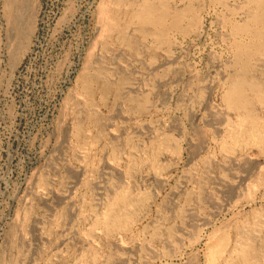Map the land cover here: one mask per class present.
<instances>
[{"label":"rangeland","instance_id":"1","mask_svg":"<svg viewBox=\"0 0 264 264\" xmlns=\"http://www.w3.org/2000/svg\"><path fill=\"white\" fill-rule=\"evenodd\" d=\"M263 99L253 0H0V264H264Z\"/></svg>","mask_w":264,"mask_h":264},{"label":"bare ground","instance_id":"2","mask_svg":"<svg viewBox=\"0 0 264 264\" xmlns=\"http://www.w3.org/2000/svg\"><path fill=\"white\" fill-rule=\"evenodd\" d=\"M256 2V4H258V6H260L263 10H264V0H253V2ZM144 5V4H143ZM257 6V5H256ZM164 8L163 5L161 4V9ZM188 10V8H186ZM140 11H143L145 12V16L143 17V21L144 22H149V23H152L154 26L156 27H160L162 25V18L164 17V12L163 11H160V12H156V9L154 6H152L149 2L142 7V9ZM155 11V13H154ZM182 11V10H181ZM167 12V11H166ZM140 14H143L142 12H139L138 13V16H140ZM184 14V13H183ZM263 14V13H262ZM170 15V14H169ZM180 16V15H179ZM254 19H258L257 16H253ZM179 18V17H178ZM173 20V19H171ZM179 20V19H176V21ZM175 22V20H174ZM157 31V30H156ZM263 46V45H262ZM261 49V48H260ZM248 50V49H247ZM242 54L244 55H248V53L246 51H241ZM241 55V54H240ZM243 56V55H242ZM243 58V57H242ZM250 59V58H249ZM238 61L237 64L241 63L240 68H244L245 66L243 65V63L245 62H242L239 58H238ZM237 67V66H236ZM238 70V69H237ZM239 71V70H238ZM226 88V87H225ZM245 88H249L251 90H254L255 92H259L261 90V87L255 83V82H246V79L243 77V76H240L238 80H236L234 78V80L231 81L230 85H229V90H225L226 93V100L229 104V107L231 109H234V110H237V111H243L247 108L248 104H249V100L248 98L245 96L244 94V90ZM228 89V86L227 88ZM258 96L260 93H256ZM251 95V94H250ZM251 97V96H250ZM262 98V97H261ZM255 99V98H253ZM264 100V99H263ZM262 101V100H261ZM248 109V108H247ZM238 112V113H239ZM244 113V112H243ZM242 113V114H243ZM247 115V114H246ZM249 134L251 137H256L257 135L252 131L250 130L249 131ZM256 143H260L261 142L263 143L264 142V135L263 136H257L256 139H254ZM263 151V149H262ZM243 261L245 262V264H247V260H246V257L243 256Z\"/></svg>","mask_w":264,"mask_h":264}]
</instances>
